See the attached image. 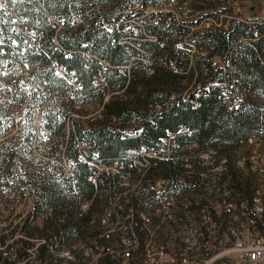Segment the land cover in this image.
<instances>
[{
  "label": "trees",
  "instance_id": "1",
  "mask_svg": "<svg viewBox=\"0 0 264 264\" xmlns=\"http://www.w3.org/2000/svg\"><path fill=\"white\" fill-rule=\"evenodd\" d=\"M0 3V183L18 189L0 208V247L16 258L0 264H147L155 226L198 223L204 206L228 228L232 214L192 196L207 194L203 175L219 165L214 187L264 233V212L250 210V151L264 148V14L222 20L227 0ZM156 180L176 201L163 221ZM187 202L194 218L176 211Z\"/></svg>",
  "mask_w": 264,
  "mask_h": 264
},
{
  "label": "rangeland",
  "instance_id": "2",
  "mask_svg": "<svg viewBox=\"0 0 264 264\" xmlns=\"http://www.w3.org/2000/svg\"><path fill=\"white\" fill-rule=\"evenodd\" d=\"M171 8L176 9V6L172 5ZM148 9H152V8L148 7ZM259 14H264V0H227V3L225 4L223 10L221 11V13H219V18L222 20H228V18L231 16H240L243 18H249L255 15H259ZM22 72H24L25 74H30V71L28 70V68H26V66H22ZM87 108L88 110H92L93 107L88 106ZM260 147L261 146L259 144H254L252 146L251 151H250V154H251L250 161H251V171L255 172L256 174L255 184L257 188L259 189V194L261 196H264V187H262L264 186V148H260ZM188 151L191 155L195 154L196 152L195 146H190ZM201 157L207 158V155L201 154ZM239 161H242V159H240ZM185 162H186L185 164L186 167H188L189 163L187 161ZM220 170H221V165L210 169L209 172L211 173L203 175V178L210 180L208 185H206L207 194L203 195V194L197 193V195H192V196H195L194 197L196 201L195 204L199 205L200 203L197 201H200L201 198H205V196H207L208 201H209L208 204H213V205L220 204V207H221L220 210H221L223 209L222 207L223 204H221L218 199L223 198V199L228 200L227 202H231L233 204V209H234L233 218L235 215L244 217L245 215H247L245 211V208L247 207L246 204L243 202L239 205L236 204L235 202L236 200L234 199V197L229 196L230 194L227 195L228 191H223V193H220L218 188L214 187L213 183L217 179V175H218L217 172H220ZM155 188H156L157 196L159 197L158 202L160 204V207L156 208L155 214H158V215L160 213L163 214L162 217H159L160 221L166 220V218L169 219L170 216H172V212L174 210H171L167 208L166 206L167 204L170 203V205L174 207L176 205V201L174 198L169 199V200L167 198L165 199L164 196H166V194L162 192L164 185L161 180L155 181ZM185 199H186L185 197H182V201H185ZM188 204L189 203L187 202L183 207H181V209H179L180 208L179 207L178 209H176V211L179 210L180 212H183L186 217L194 218L197 215V210L196 211L188 210L187 208H189L190 206ZM199 211H200V208H199ZM143 216H147V215L144 214ZM38 221L39 219H37L36 222ZM116 221L117 220H115V222ZM179 221L181 222H178L176 225L172 227L155 226V228L163 229V233L157 232V231L154 233L152 232L151 233L152 240H147L146 247L147 249H149L147 253V257H148L147 259L149 262L147 264H155V263L156 264H178L180 253L181 251H183V248L185 246L184 241L189 236V232L191 231L193 233L194 232L193 228L199 227V224L197 222L193 223V221H191V224H189V222L187 221L185 222H182V220H179ZM229 228L230 230L231 228H233L234 230H237V226L235 224H230L228 228H225V229L220 228V229L227 232L229 231ZM233 239H234L233 234L232 236L230 235L226 236L225 245L219 246L217 250L221 252H226L227 254L236 253L235 258L237 259L239 264H247V263L250 264L249 261L245 263V260H243V257L239 255V252L233 251V248L235 247V246H231L232 242L234 241ZM121 240L125 244V246H129V244L132 242L131 240H128L126 237L122 238ZM112 246L114 247L115 244H112ZM78 247L79 248L82 247L83 249H85L84 255H86L87 252L90 251V248H84V246L80 243L77 245V248ZM113 252L116 254V256L114 257L115 258L114 260L117 261V259H119L120 251L117 249L115 250L113 249ZM216 254H219V252ZM216 254L214 255V257L216 256ZM58 255L64 256L66 258L70 257V255L67 254L66 251H61L58 253ZM96 258L97 257L95 256L91 257L89 259L91 261L89 262L91 264H99ZM124 261L125 260H122L121 263H119L118 261V264H124ZM143 264H146V261H144Z\"/></svg>",
  "mask_w": 264,
  "mask_h": 264
},
{
  "label": "built area",
  "instance_id": "3",
  "mask_svg": "<svg viewBox=\"0 0 264 264\" xmlns=\"http://www.w3.org/2000/svg\"><path fill=\"white\" fill-rule=\"evenodd\" d=\"M21 66H26L27 68L26 62L23 61ZM33 113L37 121H39L40 114L37 111H34ZM17 115L18 114L16 113V116ZM37 130L43 132V128L38 125ZM44 138L47 137L44 135L42 139L45 140ZM3 139L4 137L0 136V142H2ZM67 165H70L71 167L72 163L67 160ZM22 188H27V194H29L28 186ZM17 190L18 189L12 185L0 183V208H4V213L7 212L9 205L16 200ZM220 208V204L214 205L217 215H219L222 210L232 215L234 214L233 204L231 202H226L223 205V209L220 210ZM29 209L30 208H28V210ZM250 210H252L253 215L259 216L264 212V201H262V196L259 194V190L253 197V205ZM233 221L237 226V230H234L233 228H231V230L229 228V231L227 232L221 230L215 221V218L212 217L210 209L205 206V217L199 219V227L193 228V233L191 231L189 232V236L184 241L185 246L180 253L178 264H239L235 258L236 253L227 254L226 252L217 250L219 246L225 245L226 236H232V234L234 241L232 242V245H230L235 246L233 251L239 252V255L245 260V263L248 261L250 264L264 263V233L257 229L255 218L250 215H245L244 217L235 215ZM189 224H191V222ZM34 251L35 250L33 249H28L29 253H34ZM218 252L219 254H216ZM215 254L216 256L214 257ZM15 258L16 253L14 250H6L3 249V247H0V260H2V263H5V261H14ZM27 264L40 263L35 260H29L28 256Z\"/></svg>",
  "mask_w": 264,
  "mask_h": 264
},
{
  "label": "bare ground",
  "instance_id": "4",
  "mask_svg": "<svg viewBox=\"0 0 264 264\" xmlns=\"http://www.w3.org/2000/svg\"><path fill=\"white\" fill-rule=\"evenodd\" d=\"M29 201V200H28ZM19 264V263H18Z\"/></svg>",
  "mask_w": 264,
  "mask_h": 264
},
{
  "label": "snow or ice",
  "instance_id": "5",
  "mask_svg": "<svg viewBox=\"0 0 264 264\" xmlns=\"http://www.w3.org/2000/svg\"><path fill=\"white\" fill-rule=\"evenodd\" d=\"M0 6H2V5H0Z\"/></svg>",
  "mask_w": 264,
  "mask_h": 264
}]
</instances>
